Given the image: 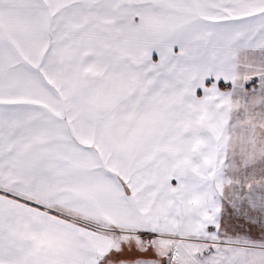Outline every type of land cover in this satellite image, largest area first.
Masks as SVG:
<instances>
[{
  "label": "snow or ice",
  "instance_id": "6c2138e0",
  "mask_svg": "<svg viewBox=\"0 0 264 264\" xmlns=\"http://www.w3.org/2000/svg\"><path fill=\"white\" fill-rule=\"evenodd\" d=\"M0 264H264V0H0Z\"/></svg>",
  "mask_w": 264,
  "mask_h": 264
}]
</instances>
